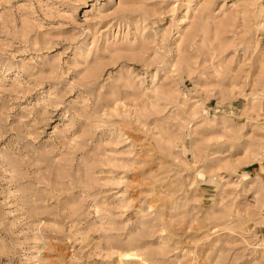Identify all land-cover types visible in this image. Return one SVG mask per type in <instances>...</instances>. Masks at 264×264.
I'll return each mask as SVG.
<instances>
[{"label": "rangeland", "instance_id": "1", "mask_svg": "<svg viewBox=\"0 0 264 264\" xmlns=\"http://www.w3.org/2000/svg\"><path fill=\"white\" fill-rule=\"evenodd\" d=\"M0 264H264V0H0Z\"/></svg>", "mask_w": 264, "mask_h": 264}]
</instances>
